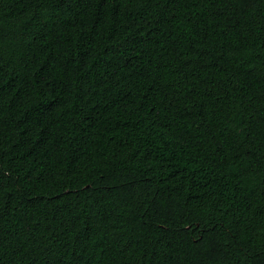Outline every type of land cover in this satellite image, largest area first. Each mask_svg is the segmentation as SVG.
<instances>
[{
	"label": "trees",
	"instance_id": "16d2710c",
	"mask_svg": "<svg viewBox=\"0 0 264 264\" xmlns=\"http://www.w3.org/2000/svg\"><path fill=\"white\" fill-rule=\"evenodd\" d=\"M0 264H264V0H0Z\"/></svg>",
	"mask_w": 264,
	"mask_h": 264
}]
</instances>
